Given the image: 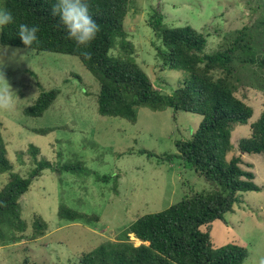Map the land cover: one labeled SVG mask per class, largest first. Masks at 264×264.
I'll return each instance as SVG.
<instances>
[{"label": "rangeland", "instance_id": "rangeland-1", "mask_svg": "<svg viewBox=\"0 0 264 264\" xmlns=\"http://www.w3.org/2000/svg\"><path fill=\"white\" fill-rule=\"evenodd\" d=\"M246 2L256 0H134L125 22L127 40L135 62L153 88L170 95L184 75L160 69L155 37L148 25L150 10L163 14L167 27L189 25L208 33L205 51L210 52L222 43L223 36L262 19L258 14L251 21L249 12L257 7L251 3L249 8ZM1 4L0 0V7ZM13 49L19 48L9 47V54ZM19 50L5 72L20 100L15 111H0L1 133L15 171L27 175L32 163L26 150L33 145L39 149L38 159L60 165L81 162L91 173L57 175L46 170L33 181L20 199L22 219L28 224L26 232L20 240L0 239V264H77L81 254L106 241L116 242L137 218L161 212L192 193L210 191V186L178 159H161L175 154L174 141L188 139L197 129L200 116L141 107L134 124L102 117L96 105L99 84L76 57ZM117 53V49L113 51ZM251 70L256 71L260 81L263 72L253 67ZM253 78L242 73L240 80H230L238 88L235 94L251 106L253 114L247 124L236 125L229 156L239 155L237 142L249 137V125L258 119L264 103L260 85ZM42 89H58L60 94L41 117L23 116V108L32 104ZM40 129L47 132H34ZM141 150L153 156L139 154ZM241 158L243 164L250 165L244 168L254 174L259 189L242 193L240 203H234L222 221L212 223L210 237L215 248L231 243L245 247L248 256L242 264H259L264 259V156ZM97 176L108 179L105 182ZM6 182L7 174H0V189ZM61 205L99 219L87 223L59 220L57 211ZM34 216L41 217L48 230L42 237L30 240ZM4 232L6 237L12 234ZM129 241L135 246L141 244L132 235Z\"/></svg>", "mask_w": 264, "mask_h": 264}, {"label": "trees", "instance_id": "trees-1", "mask_svg": "<svg viewBox=\"0 0 264 264\" xmlns=\"http://www.w3.org/2000/svg\"><path fill=\"white\" fill-rule=\"evenodd\" d=\"M1 2V6L12 13L13 23L0 32V44L28 49L18 36L19 25H38L39 43H34L29 50L76 57L99 84L96 105L100 116L134 124L137 109L145 107L154 112L170 109L201 118L188 139L174 141L175 154L161 159L170 162L178 159L208 184L210 191L192 193L161 212L137 218L116 242L106 241L81 254L77 264H242L248 256L247 249L234 243L215 248L210 230L212 223L222 221L223 216L232 211L234 203H240L242 193L259 189L254 183V174L247 170L250 165L243 164L241 155L264 156V103L258 119L249 125V137L237 142L239 155L229 156L232 132L236 125L247 124L253 114L251 106L235 94L238 88L230 80L232 77L240 80L242 73L251 74L253 81L260 85L264 99V0L251 2L257 8L249 12L251 21L258 14L261 20H253L233 34L223 36L222 43L210 52L205 51L208 33L196 31L189 25L167 27L163 14L149 11L148 25L155 37V56L160 60V69L184 75L170 95L155 90L133 58L125 22L134 0H88L90 14L100 26L89 47L90 59L79 55L75 43L66 38L58 17L51 14L55 0ZM251 3L246 2V5ZM116 49L118 53L114 55ZM251 67L263 72L260 81ZM59 94L58 89H42L34 102L23 108V116L41 117ZM1 130L0 123V174H7V182L0 189V239L20 240L28 226L22 219L20 199L33 181L46 170L57 175H88L91 170L84 168L81 162L60 165L38 159L39 149L28 145L26 153L32 166L27 175L22 176L8 157ZM34 132L44 134L47 130ZM139 154L153 156L144 150ZM97 179L106 182L108 178L97 176ZM57 216L71 223L99 219L66 205L59 207ZM31 229L30 240H34L46 234L48 225L41 217L34 216ZM4 230L12 234L6 237ZM129 235L142 244L135 246L129 241Z\"/></svg>", "mask_w": 264, "mask_h": 264}, {"label": "clouds", "instance_id": "clouds-1", "mask_svg": "<svg viewBox=\"0 0 264 264\" xmlns=\"http://www.w3.org/2000/svg\"><path fill=\"white\" fill-rule=\"evenodd\" d=\"M51 14L58 17L59 24L66 32V38L75 43L79 55L90 59L92 54L89 47L99 33L100 26L90 14L88 0H55V3L51 5ZM11 23H13L12 13L7 8L0 7V32ZM39 31L38 25L26 23L19 25L18 36L25 48L31 49L34 43H39L37 36ZM19 51V49H13L9 54V46L0 45V111H15L16 102L20 100L11 89L5 72ZM23 57L21 56L20 59L23 60ZM259 264H264V259H261Z\"/></svg>", "mask_w": 264, "mask_h": 264}]
</instances>
